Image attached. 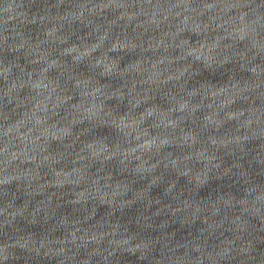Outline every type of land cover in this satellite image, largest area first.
Instances as JSON below:
<instances>
[{
	"label": "water",
	"instance_id": "1",
	"mask_svg": "<svg viewBox=\"0 0 264 264\" xmlns=\"http://www.w3.org/2000/svg\"><path fill=\"white\" fill-rule=\"evenodd\" d=\"M0 264H264V0H0Z\"/></svg>",
	"mask_w": 264,
	"mask_h": 264
}]
</instances>
